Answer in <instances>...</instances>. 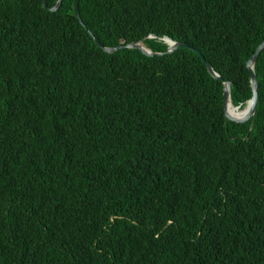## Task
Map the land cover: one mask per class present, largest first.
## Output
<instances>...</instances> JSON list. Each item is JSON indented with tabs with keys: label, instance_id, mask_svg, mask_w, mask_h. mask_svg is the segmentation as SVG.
<instances>
[{
	"label": "trees",
	"instance_id": "trees-1",
	"mask_svg": "<svg viewBox=\"0 0 264 264\" xmlns=\"http://www.w3.org/2000/svg\"><path fill=\"white\" fill-rule=\"evenodd\" d=\"M45 1L0 0V264H264V48L245 121L196 52L243 105L264 0Z\"/></svg>",
	"mask_w": 264,
	"mask_h": 264
},
{
	"label": "water",
	"instance_id": "water-1",
	"mask_svg": "<svg viewBox=\"0 0 264 264\" xmlns=\"http://www.w3.org/2000/svg\"><path fill=\"white\" fill-rule=\"evenodd\" d=\"M62 0H56L55 4L51 7H49L50 10H56L58 9V7L60 6ZM43 6H47L46 1L43 0L42 2ZM146 38H157L159 40H163L166 44H167V48L165 51H152L148 46H146L144 44V39ZM96 44L101 46L99 42L96 41ZM137 48L140 49L143 53L145 54H149V55H161L164 53H169L174 51L175 49H177L178 47H188V44L179 40H174L168 36H156L152 33L143 36L140 40H134V41H130L126 44H117L114 46H103V50L105 52H113L115 50L118 49H122V48ZM264 48V40L258 44V46L256 47L255 51L251 54V56L248 58L247 62H246V67L249 70V82H250V86H251V91L252 94L251 96L245 101L244 104V108L245 110H243V113L239 116H231L228 114L227 112V108L229 105L233 106L234 108H239L238 105H233L231 102V98H230V81H223V111H224V118H225V122L230 119V120H234V121H245L247 120L249 117L253 116L255 113V109H256V102H257V80H256V75L254 72V64L255 61L259 55V53L263 50ZM190 49H193V47H190ZM196 52L200 55L201 60L204 62L206 68L208 69V71L210 72V74L214 77V78H218L221 79V76L212 68V66L210 65V63L205 59L204 55L202 53H200V50L197 49ZM242 109H240L241 111ZM253 127V121L250 124V128L251 129Z\"/></svg>",
	"mask_w": 264,
	"mask_h": 264
},
{
	"label": "bare ground",
	"instance_id": "bare-ground-1",
	"mask_svg": "<svg viewBox=\"0 0 264 264\" xmlns=\"http://www.w3.org/2000/svg\"><path fill=\"white\" fill-rule=\"evenodd\" d=\"M243 110H245V108L243 107L242 110L240 111L239 108H234L233 106L229 105L227 108V112L229 115L231 116H239L243 113Z\"/></svg>",
	"mask_w": 264,
	"mask_h": 264
},
{
	"label": "clouds",
	"instance_id": "clouds-1",
	"mask_svg": "<svg viewBox=\"0 0 264 264\" xmlns=\"http://www.w3.org/2000/svg\"><path fill=\"white\" fill-rule=\"evenodd\" d=\"M155 35V34H154ZM140 40V39H139ZM145 44V43H144ZM146 45V44H145ZM147 46V45H146ZM103 47V46H102ZM126 48V47H125ZM150 48V47H149ZM151 49V48H150ZM152 50V49H151ZM197 50V49H196ZM153 51V50H152ZM201 53V52H200ZM149 55V54H148ZM200 56V55H199ZM211 65V64H210ZM212 66V65H211ZM213 68V67H212ZM207 69V68H206ZM214 69V68H213ZM207 71H208V69H207ZM209 72V71H208ZM218 73V72H217ZM209 74H210V72H209ZM219 74V73H218ZM211 75V74H210ZM220 75V74H219ZM212 76V75H211ZM221 76V75H220ZM213 77V76H212ZM214 78V77H213ZM215 79H218V78H215ZM219 80H222V83H223V81H225V80H223L222 79V77H221V79H219ZM226 81H229V80H226ZM231 83V82H230ZM223 89H224V87H223ZM230 90H231V84H230ZM230 98H231V96H230ZM222 101H223V99H222ZM232 102V101H231ZM233 104V103H232ZM245 104V103H244ZM244 104L242 105L241 103L240 104H237L238 106H239V109H242L243 108V106H244ZM234 105V104H233ZM100 135V132L98 131V130H96L95 131V136H94V138H96V137H98ZM93 139V138H92Z\"/></svg>",
	"mask_w": 264,
	"mask_h": 264
}]
</instances>
